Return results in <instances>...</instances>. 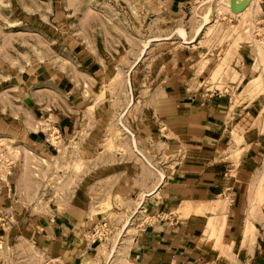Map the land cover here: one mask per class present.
Returning <instances> with one entry per match:
<instances>
[{
    "label": "rangeland",
    "instance_id": "rangeland-1",
    "mask_svg": "<svg viewBox=\"0 0 264 264\" xmlns=\"http://www.w3.org/2000/svg\"><path fill=\"white\" fill-rule=\"evenodd\" d=\"M230 3L0 0V264H45L31 239L68 206L89 214L106 257L134 227L125 188L153 187L143 165L171 154L174 108L203 111L216 90L230 99L223 192L173 216L195 229L197 264H264V0Z\"/></svg>",
    "mask_w": 264,
    "mask_h": 264
},
{
    "label": "crops",
    "instance_id": "crops-1",
    "mask_svg": "<svg viewBox=\"0 0 264 264\" xmlns=\"http://www.w3.org/2000/svg\"><path fill=\"white\" fill-rule=\"evenodd\" d=\"M187 91L170 90L169 96L186 98L189 97ZM190 97L193 103L194 98L198 100V95ZM229 100L228 95L216 90L208 95L203 111L202 107L192 106L190 101L178 102L174 111L184 116L176 125L167 128L170 138L164 141L171 154L167 161H159L162 165L156 168L162 172L156 168L150 171L143 165V170L151 173L150 182L155 180L153 187L142 181L136 185L132 180V185L129 183L125 188L123 196L131 198L128 204L130 226L134 223V227L129 233L127 224L111 254L95 255L101 247V239L90 240L86 232L91 217L81 208L68 206L63 212L46 217L41 230L31 239L38 242V254L44 263L113 264L117 257V264H197L203 253L196 250L197 241L193 243L195 229L178 224L173 213L178 204L206 205L223 192L220 175L227 165L217 161L226 149L223 137ZM240 187L235 186L236 193ZM18 190L23 192V189ZM94 255L95 261L86 262Z\"/></svg>",
    "mask_w": 264,
    "mask_h": 264
},
{
    "label": "bare ground",
    "instance_id": "bare-ground-1",
    "mask_svg": "<svg viewBox=\"0 0 264 264\" xmlns=\"http://www.w3.org/2000/svg\"><path fill=\"white\" fill-rule=\"evenodd\" d=\"M249 2V0H231V9L233 10V12H235V13H239L240 11H242V9L244 8V7H246L245 5L247 4ZM245 9V8H244ZM207 19H204V21L205 22H207L206 21ZM179 34H180V36H183V32L182 31H179ZM125 130V129H124ZM126 132H128L127 130H125ZM132 148L134 149V153L136 152L137 153V156L138 157H140V158H142L145 162H146V164H147V161L145 160V158L141 155V154H139V152H138V150H137V148H136V142L134 141V139H132ZM131 148V149H132ZM159 174V173H158ZM161 175V174H160ZM191 203H189V204H187V203H182V207H183V209H186L187 208V206H189ZM180 206V207H181ZM185 206H186V208H185ZM209 207V206H208ZM183 209H182V211H183ZM191 209V208H190ZM181 210V209H180ZM192 210V209H191ZM190 210V211H191ZM188 212V211H186V213L188 212V213H190L191 214V212L192 213H194V214H196V215H198V214H201V213H203V212H205L206 211V209L204 208V207H202V206H200V207H196V208H193V211H191V212ZM184 213H185V210L183 211ZM212 212V211H211ZM187 213V214H188ZM206 213V212H205ZM127 224H128V222H126L123 226H122V228L120 229V231L121 232H123L124 231V229L126 228V226H127ZM220 238V239H219ZM219 238H217L216 240H219V241H221V236L219 237ZM110 254H111V252H110ZM110 254H108V257L110 256Z\"/></svg>",
    "mask_w": 264,
    "mask_h": 264
}]
</instances>
